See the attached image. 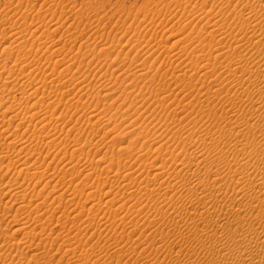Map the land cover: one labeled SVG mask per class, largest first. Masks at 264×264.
Instances as JSON below:
<instances>
[{
  "label": "rangeland",
  "instance_id": "1",
  "mask_svg": "<svg viewBox=\"0 0 264 264\" xmlns=\"http://www.w3.org/2000/svg\"><path fill=\"white\" fill-rule=\"evenodd\" d=\"M258 2L0 0V264L222 261L236 226L201 236L199 213L256 222L259 207L231 206L263 188L234 160L250 159L246 177L263 166L234 147L243 130L263 137L264 101L241 80L257 77L242 65L264 64V40L234 38L264 22Z\"/></svg>",
  "mask_w": 264,
  "mask_h": 264
},
{
  "label": "bare ground",
  "instance_id": "2",
  "mask_svg": "<svg viewBox=\"0 0 264 264\" xmlns=\"http://www.w3.org/2000/svg\"><path fill=\"white\" fill-rule=\"evenodd\" d=\"M251 9H254L253 11H256V12H258L260 9H264V0H259V2H258V4H256V7H255V5H254V7H252ZM240 12V11H239ZM249 13V12H248ZM250 14V13H249ZM25 16V15H24ZM242 22H247L246 21V19H244V20H242ZM247 26H249L250 28H251V31H252V33L248 36V35H246V38H242L241 37V40L238 38H236V37H234L235 38V43H239V42H246V44L248 45H250V46H252V48H254V45H258L259 44V47H260V44H262L263 43V40H264V22H262V21H253V22H248V25ZM236 36V35H235ZM242 42V43H243ZM240 45V44H239ZM239 45L237 46V47H239ZM243 46V45H242ZM249 46V48H251ZM230 49V48H229ZM234 49V48H233ZM237 49V48H236ZM241 49V48H240ZM260 49H261V47H260ZM259 49V50H260ZM262 51H264V49H261ZM230 51V50H229ZM227 53V52H226ZM231 53H232V51H231ZM247 54V53H246ZM246 54H244L245 56H246ZM78 55V54H77ZM210 55V54H209ZM244 55H241L240 54V56L241 57H244ZM18 56V55H17ZM16 56V57H17ZM214 56V55H213ZM15 57V58H16ZM19 57V56H18ZM209 57V56H208ZM239 57V56H238ZM245 58V57H244ZM19 59V58H18ZM24 59V58H23ZM209 59V58H208ZM21 60H22V58H21ZM244 60V59H243ZM17 61V60H16ZM80 61V60H79ZM21 62V61H20ZM16 63V62H15ZM18 63V62H17ZM207 65V64H206ZM49 66V65H48ZM243 69L244 70H249L250 72H254L255 74H256V78H252V77H248V78H246V79H242L241 80V83H242V86H246L245 88H246V90H249L250 91V94L252 95H257L258 96V100L259 99H262L263 101H264V64H262V65H259V66H257L255 69H253V67L254 66H249V65H247V63L245 62L243 65ZM19 67V66H18ZM205 68H206V66H204ZM67 69V68H66ZM66 71V70H65ZM63 72V71H62ZM211 89V88H210ZM219 91L221 90V89H218ZM217 90V91H218ZM36 91V90H35ZM44 91V90H43ZM209 91V90H208ZM213 91V90H212ZM253 92V93H252ZM213 95V94H212ZM250 97V96H249ZM255 97V96H254ZM252 98H249L248 100H251ZM256 98H254V100H255ZM253 100V101H254ZM256 101V100H255ZM259 101H261V100H259ZM261 103V102H260ZM208 109H210V108H208ZM259 109V108H258ZM257 109V110H258ZM213 110V109H212ZM213 112V111H212ZM15 113V112H14ZM225 113V112H224ZM223 113V114H224ZM227 113V112H226ZM15 116V115H14ZM225 117V116H224ZM2 121H0V122H2V123H5V121H4V119H2V118H0ZM9 119H10V117H9ZM12 119H14V118H12ZM6 120V119H5ZM262 120V119H261ZM237 121V120H236ZM235 121V122H236ZM246 121H247V119H246ZM250 122V121H249ZM237 123V122H236ZM246 123H248V122H246ZM245 123V124H246ZM19 124V123H18ZM234 124V123H233ZM233 124H231V129L232 130H234V127H232V125ZM238 124V123H237ZM260 124L262 125V126H260V128H259V130L261 129V132H262V134H261V136L263 135V137L260 139V140H256V139H252L251 141L249 140V132H250V130L248 129L246 132H245V130H243L244 131V133H243V136H242V138L240 139V140H238V141H236L235 143H234V147L235 148H237V150L239 149V148H244L246 145H248L249 144V146L251 145V148H249V149H251V151L250 152H254L255 151V154H256V156L260 159V161L262 162V164H263V166H260V167H258L259 169V171H258V173L254 176V177H250V176H247L246 177V172H247V167H248V165L250 164V159H247L246 157H243V158H239V157H236L234 160H235V163L237 164V165H239V166H242L243 167V169H236L235 170V172H236V174H241L243 177H244V179H243V177H239V180H242L243 179V181H245L246 183H248V185H249V187H252L255 183H261L262 185H263V188H262V190H260V191H254V192H252V198H251V201L250 202H241V203H239V204H232V206L231 207H234V206H238V209H239V211H242V212H244V210L246 209V208H248L249 207V205H250V207L251 208H253V209H256L257 207H259L258 208V212H257V218H256V222H249L247 225H245L246 223H244V220H246L247 218H244V217H242L241 215L240 216H237V217H234V219H233V217H232V219L230 218V217H227L225 214V216L224 215H219V216H215V215H213L209 210H204V211H202L201 210V212L199 213L200 214V216H202L201 218H203L207 223L204 225L203 224V228L202 227H200V230H198L197 229V233L198 234H200L201 236H203L204 235V233H205V230H206V228H207V226L208 225H210L211 223H212V221H214L216 224V227H217V224L219 225V228H222V231L224 230H226L228 227H229V229H231L230 227H232V226H236V230L233 232V233H231V237L229 238V247H226V243H225V241H223V242H220V246H219V248L218 249H216L217 250V253L219 254V257H220V259L222 260V261H220L219 260V262H216L215 264H222V263H220V262H223V263H225V262H227L226 261V259L228 258H230L231 260H233V262L234 263H232V264H239V262L238 261H240L241 263L240 264H264V122H262V121H260ZM229 125V124H228ZM235 125V124H234ZM240 126V125H239ZM230 127H228V128H230ZM246 127V126H245ZM250 127V126H249ZM259 127V126H258ZM255 128V127H254ZM235 129H237V131H240L239 130V128H237V125H236V128ZM245 129V128H244ZM1 131H3V130H1ZM236 131V132H237ZM233 132V131H232ZM260 132V131H259ZM251 133V132H250ZM252 134V133H251ZM1 135V134H0ZM253 135V134H252ZM256 136V135H255ZM253 137V136H252ZM16 139V138H15ZM5 141H7V140H5ZM215 141V140H214ZM10 143H11V141H9ZM8 142V143H9ZM6 143V142H5ZM4 143V144H5ZM231 143V142H230ZM250 143H252V144H250ZM234 148V149H235ZM245 150V149H244ZM74 151V150H73ZM241 151H243V149H241ZM248 151V150H247ZM247 151H246V153H247ZM243 152H245V151H243ZM3 153V152H2ZM242 154V153H241ZM3 157H4V155H3ZM3 157H1V158H3ZM54 157V156H53ZM52 157V158H53ZM2 160V159H1ZM10 160V159H9ZM240 160H242V162L240 161ZM155 162V161H154ZM240 162H241V164H240ZM182 164V163H181ZM8 166V165H7ZM182 166V165H181ZM189 167V166H188ZM188 167L186 168V169H188ZM158 169V168H157ZM185 169V168H184ZM247 169V170H246ZM54 170V169H53ZM154 170H156V169H154ZM189 170H190V167H189ZM181 171V170H180ZM179 171V172H180ZM183 171V170H182ZM36 172V171H35ZM35 172H34V174H35ZM58 172V171H57ZM157 172V171H156ZM33 173V172H32ZM26 174V173H25ZM27 174H29V173H27ZM38 174V173H37ZM156 174V173H155ZM184 174V173H183ZM33 174H31V172H30V176H32ZM36 175V174H35ZM40 175V174H39ZM29 176V175H28ZM122 176V175H121ZM33 177V176H32ZM31 177V178H32ZM40 177V176H39ZM153 177H155V175L153 176ZM197 177V176H196ZM246 177V178H245ZM136 177H134V179H135ZM178 178V177H177ZM153 181V180H152ZM155 181V180H154ZM11 182V181H10ZM65 182V181H64ZM174 182V181H173ZM9 183V182H8ZM12 183V182H11ZM139 183V182H138ZM188 184H189V182H187ZM200 183V182H199ZM240 183V182H239ZM154 184H155V182H154ZM191 184V183H190ZM208 184V183H207ZM46 185V184H45ZM54 185V184H53ZM161 185V184H160ZM159 185V186H160ZM186 185V184H185ZM213 185H216V179L214 180V183H213ZM11 186V185H10ZM14 186V185H13ZM150 186V185H149ZM155 186V185H154ZM158 186V185H157ZM164 186V185H163ZM167 186V185H166ZM170 186V185H169ZM184 186V185H183ZM192 186V185H191ZM207 186V185H206ZM15 187V186H14ZM10 188V189H15V188ZM22 188V187H21ZM151 188V187H150ZM153 188V187H152ZM151 188V189H152ZM156 188V187H155ZM218 188V187H217ZM9 189V190H10ZM20 189V188H19ZM65 189V188H64ZM156 189H158V188H156ZM190 189H192L191 187H189V190ZM3 190V189H2ZM198 190H200V189H198ZM16 191V190H15ZM18 191V190H17ZM16 191V192H17ZM34 191V190H33ZM45 191V190H44ZM175 191V190H174ZM183 191V190H182ZM191 191H193V189L192 190H190V192ZM195 191V190H194ZM129 192V191H128ZM153 192H155L154 191V189L152 190V192L151 193H153ZM180 192V191H179ZM186 192V191H185ZM8 193V192H7ZM6 192L4 193V195L5 194H7ZM150 193V192H149ZM149 193H147V195L149 194ZM181 193V192H180ZM47 194V193H46ZM60 194V193H59ZM185 194V193H184ZM191 194V193H190ZM203 194V193H202ZM210 194V193H209ZM30 195V194H29ZM43 195V194H42ZM64 195V194H63ZM107 195V194H106ZM199 195V194H198ZM201 195V194H200ZM204 196H205V194H203ZM210 195H214L215 196V200H223V199H225L226 197H227V192H220V193H218V194H216V193H211ZM62 196V195H61ZM149 196V195H148ZM169 196V195H168ZM175 196V195H174ZM12 197V196H11ZM106 197V196H105ZM179 197H180V195H179ZM199 197V196H198ZM209 197V196H208ZM207 197V198H208ZM58 198V197H57ZM61 198V197H60ZM192 198V197H191ZM194 198V197H193ZM196 198V197H195ZM202 198V197H201ZM26 199V198H25ZM38 199V198H37ZM173 199V198H172ZM205 199V198H204ZM16 200V199H15ZM110 200V199H109ZM111 200H113V199H111ZM166 200V199H165ZM184 200V199H183ZM199 200H201V199H199ZM1 202V201H0ZM191 202V201H190ZM199 202V201H198ZM205 202V201H204ZM31 203V202H30ZM60 203V202H59ZM49 204V203H48ZM196 204V203H195ZM18 205V204H17ZM32 205V204H31ZM12 206H13V204H12ZM18 207V206H17ZM19 207H21V206H19ZM26 207V206H25ZM71 207V206H70ZM249 207V208H250ZM9 208H11V206H9ZM234 208H236V207H234ZM4 209V208H3ZM16 209H18V208H16ZM21 209V208H20ZM23 209V208H22ZM21 209V210H22ZM71 209V208H70ZM185 209H186V206H185ZM196 211L198 210V209H196V207L194 208ZM228 210V209H227ZM231 210H233V209H231ZM2 211H6L5 209L4 210H2ZM36 211H38V210H36ZM48 211V210H47ZM191 211V210H190ZM194 211V210H193ZM9 212L10 211H8V214H9ZM33 212V211H32ZM66 212V211H65ZM186 212V211H185ZM214 212H215V210H214ZM6 214H7V212H5ZM54 213V212H53ZM181 213H182V211H181ZM202 213V214H201ZM205 213H207V214H205ZM1 214H2V212H1ZM7 214V215H8ZM14 214V213H13ZM38 214V213H37ZM47 214H49V213H47ZM51 214V213H50ZM67 213H65V215H66ZM91 214V213H90ZM2 215H4V214H2ZM7 215H4V216H6L7 217ZM14 215H16V214H14ZM35 215V214H34ZM196 215V214H195ZM238 215V214H237ZM43 216V215H42ZM48 216H50V215H48ZM179 216V215H178ZM220 216H223V218H221V220H220ZM16 217V216H15ZM40 217V216H39ZM38 217V218H39ZM45 217V216H44ZM124 217V216H123ZM196 217V216H195ZM207 217V218H206ZM0 218L1 219H4L5 220V218H3L2 216H0ZM58 218V217H57ZM13 219V218H12ZM46 219H48V218H46ZM59 219V218H58ZM11 220V219H10ZM15 220H17V219H15ZM39 220V219H38ZM42 220V219H41ZM44 220V219H43ZM177 220V219H176ZM191 220V219H190ZM248 221V220H247ZM11 222V221H10ZM46 222H48V220L46 221ZM62 222H64V221H62ZM178 222V221H177ZM213 222V223H214ZM20 224H21V222H19ZM24 223V222H23ZM41 223H43V222H41ZM205 223V222H204ZM212 223V224H213ZM0 224H2V223H0ZM47 224V223H46ZM199 224V223H198ZM211 224V225H212ZM238 224V225H237ZM11 225V224H10ZM18 225V224H17ZM43 225V224H42ZM76 225V224H75ZM214 225V224H213ZM12 226V225H11ZM11 226H9V227H11ZM15 226V224H13V227ZM22 226V225H21ZM196 226V225H195ZM74 227V226H73ZM188 227V226H187ZM237 227H239V229H237ZM240 227H242V229H240ZM34 228H36V227H34ZM34 228H32V229H34ZM210 228V227H209ZM208 228V229H209ZM218 228V227H217ZM216 228V229H217ZM2 229V227H0V230ZM30 229V228H29ZM207 229V230H208ZM3 230V229H2ZM16 230V229H15ZM35 230V229H34ZM43 230V229H42ZM50 230V229H49ZM48 230V231H49ZM78 230V229H77ZM211 230H213V229H211ZM214 230H215V228H214ZM47 231V230H46ZM210 231V230H209ZM215 231H217V230H215ZM218 231H219V229H218ZM3 232V231H2ZM219 232H221V231H219ZM218 232V233H219ZM47 233H50V232H47ZM209 233V232H208ZM207 233V234H208ZM212 233V232H211ZM218 233H217V235H218ZM29 234H31V233H29ZM60 234V233H59ZM197 234V235H198ZM206 234V233H205ZM210 234V233H209ZM209 234L208 235H205L206 237H208L209 236ZM252 234H257L258 235V237H254V235H252ZM53 235V234H52ZM67 235V234H66ZM200 235H198V236H200ZM216 235V234H215ZM0 236H1V233H0ZM3 236V235H2ZM28 236V235H27ZM212 236H214L213 234H212ZM256 236V235H255ZM33 237V236H32ZM34 237H36V236H34ZM50 237H52V236H50ZM215 237V236H214ZM0 238H2V237H0ZM41 238V237H40ZM40 238H39V240H40ZM42 239V238H41ZM48 239V238H47ZM64 239V238H63ZM209 239V238H208ZM2 240V239H1ZM52 240H54V239H52ZM51 240V241H52ZM59 240V239H58ZM67 240V239H66ZM65 240V241H66ZM38 241V240H37ZM201 242H202V247H206V248H208L210 245L209 244H207V241H203V240H200ZM46 242V241H45ZM45 242L43 243V244H45ZM200 242V243H201ZM25 243V242H24ZM36 243H38V242H36ZM51 243V242H50ZM65 243V242H64ZM77 243H79L80 244V242H77ZM1 244V243H0ZM19 244V243H18ZM197 244H198V242H197ZM25 245V244H24ZM207 245H209L208 247H207ZM213 245V244H212ZM74 246V245H73ZM77 246V245H76ZM200 246V245H199ZM24 247V246H23ZM26 247V246H25ZM42 247V246H41ZM78 247H79V245H78ZM18 248V247H17ZM16 248V249H17ZM27 248V247H26ZM5 249V248H4ZM22 249L23 248H21V251H19V253L22 255V253H25V252H22ZM84 249V248H83ZM1 250V249H0ZM6 250V249H5ZM19 250V249H18ZM1 253H2V251H0ZM9 252V251H8ZM16 252V251H15ZM18 252V251H17ZM257 252H262V254H260V253H258V254H256ZM32 253V252H31ZM10 254V253H9ZM8 254V255H9ZM12 255H14L13 253H12ZM12 255H11V257H12ZM261 255V256H260ZM15 256V255H14ZM23 256V255H22ZM21 256V257H22ZM33 256H35V255H33ZM37 256V255H36ZM40 256V255H39ZM19 257V256H18ZM9 258V257H8ZM7 258V259H8ZM33 258V257H32ZM2 259V258H1ZM20 259H22V258H20ZM229 259V261H231ZM3 260H4V258H3ZM12 260V259H11ZM10 260V261H11ZM16 260V259H15ZM36 260V259H35ZM7 261V260H6ZM9 261V260H8ZM16 261H18V258H17V260ZM3 262V261H2ZM28 262V261H27ZM232 262V261H231ZM12 263V262H11ZM10 263V264H11ZM213 263V262H212ZM231 264V263H230Z\"/></svg>",
  "mask_w": 264,
  "mask_h": 264
}]
</instances>
